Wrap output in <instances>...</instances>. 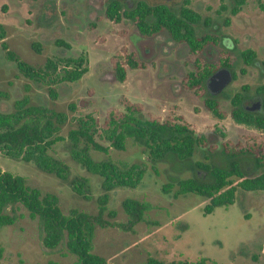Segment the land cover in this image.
Here are the masks:
<instances>
[{"label":"rangeland","instance_id":"1","mask_svg":"<svg viewBox=\"0 0 264 264\" xmlns=\"http://www.w3.org/2000/svg\"><path fill=\"white\" fill-rule=\"evenodd\" d=\"M182 1L146 0L149 4H165L175 13ZM120 2L128 9L135 0ZM106 3L107 0H0L3 41L22 61L41 67L50 58L81 56L87 68L77 81L49 86L20 75L0 46V92L5 94L0 97V112H12L14 102L27 96L31 105L68 115L69 120L59 131L64 138L75 127L76 117L92 114L101 120L108 108L121 109V96L141 103L144 115L183 116L199 133L206 135L208 144L215 147L212 153L197 150L185 161L168 157L152 165L143 147L132 139L127 140L124 151L110 148L107 155L90 151L95 161L111 160L118 166L137 163L147 167L135 189L117 187L108 192L107 211L116 212L115 222L127 219L121 206L126 198L145 201L150 206L143 221L132 232L117 227H96L93 252L114 264H143L148 257L166 262L205 258L207 264H264V191L239 190L232 205L218 207L208 215L202 213L204 199L193 195L175 198L172 193L161 191L164 183L178 178L205 177L202 170L194 166L196 161L226 165L221 153L223 139L214 133L216 128L225 133V139L233 142L243 135L263 134L254 127L234 122L230 116L221 120L214 117L202 102L204 98L215 99L222 111L229 112L231 98L239 93L243 110L264 116L263 95L256 93L257 86L264 84V0H246L236 15L230 12L233 0H191L189 7L210 20L208 27L202 21L195 24L196 36L213 34L220 39L217 45L203 48L198 57L214 63L219 53L226 50L232 62L231 68H222L206 80L202 97L181 87L183 76L194 69L197 57L185 44L174 42L165 31L149 38L142 37L126 19L118 24L108 21L104 17ZM58 40L69 44V48L57 46ZM33 43L39 44V54L32 49ZM121 47L135 53L147 66L145 69L127 68L123 83L116 81L109 61ZM246 49L255 53L250 65H245L241 57ZM49 88L54 91V99ZM69 105H73V111L68 109ZM49 155L69 167L66 180L39 170L32 162L2 154L0 169L24 177L27 185L41 192L56 195L64 213L71 209L96 213L97 198L104 194L102 179L87 173L71 160L66 139L56 143ZM249 162L244 164V170L252 175L255 171ZM75 176L88 178L90 200L85 201L72 192L70 182ZM17 215L13 225L0 231V264H77L75 256L62 246L55 250L42 247L37 220L30 219L21 205Z\"/></svg>","mask_w":264,"mask_h":264},{"label":"trees","instance_id":"2","mask_svg":"<svg viewBox=\"0 0 264 264\" xmlns=\"http://www.w3.org/2000/svg\"><path fill=\"white\" fill-rule=\"evenodd\" d=\"M37 1V0H32ZM191 0H183L178 12H173L165 4H149L146 0H135L131 8H123L120 0H107L104 17L115 24L122 19L129 20L138 34L149 38L165 31L176 43L185 44L192 55L197 56L193 62L194 69L187 72L181 87L191 90L197 97L205 93L206 80L220 69H229L232 62L229 53L222 50L214 63H208L198 57L203 48L217 45L219 37L213 34L196 36L195 24L202 23L208 27L210 20L202 18L190 8ZM232 15H236L245 5L246 0H233ZM221 10L224 7L220 6ZM228 23V20H225ZM5 33L0 27V46L7 60L14 62L20 75L24 78L46 85L60 82H74L86 72L85 60L77 58L47 59L41 67H34L22 61L10 51L3 41ZM57 46L69 48V44L56 41ZM39 54V44L31 45ZM245 65H250L255 53L246 49L241 52ZM115 79L119 83L126 80L127 68L145 69L146 64L138 59L135 53L121 47L119 53L109 59ZM50 96H56L49 88ZM256 93L263 95L264 84L257 86ZM0 97L5 94L0 92ZM242 96L236 93L231 98L232 108L229 112L219 108L217 100L204 98L203 106L214 117L225 119L230 116L234 122L254 127L261 135H243L235 142L225 139V133L216 128L214 133L220 136L221 153L226 160L224 167L196 161L194 166L201 169L205 177H185L164 183L161 191L172 193L178 198L184 195L198 196L205 200L202 213L208 215L218 207L232 205L236 193L264 191V116L247 112L240 107ZM121 109L110 107L101 120L92 114H85L74 119L75 127L70 129L66 138L59 135L69 117L65 112H57L41 105H31L24 96L13 104V111L0 112V154L4 157L32 162L39 170L53 174L60 180H66L70 174L69 167L61 160L49 155V150L58 142L66 139L69 142V156L87 173L99 176L104 194L97 198L96 213L71 209L64 213L59 199L52 193H44L27 185L24 177L0 169V231L5 226L13 225L18 217L21 205L28 212L30 219L37 220L41 232V245L46 250H55L59 246L75 256L77 264H114L93 252V237L96 227H117L125 232H132L134 227L143 221L149 204L126 198L121 206L127 215L124 222H115L116 212L107 211L108 192L117 187L135 189L143 179L146 165L133 163L118 166L111 160L95 161L90 151L104 155L110 148L124 151L128 139L143 147L146 159L153 165L168 157L185 161L193 157L197 150L212 153L214 146L208 144L206 135L199 133L196 126L186 121L183 116L159 117L143 114L141 103L132 102L126 96L119 98ZM68 109L73 111V105ZM207 160V157H203ZM251 162L254 174L244 170V164ZM249 162V163H250ZM156 171V169H154ZM71 190L85 201L90 200L88 178L75 176L70 182ZM143 264H207V259L177 260L166 262L155 257H148Z\"/></svg>","mask_w":264,"mask_h":264},{"label":"water","instance_id":"3","mask_svg":"<svg viewBox=\"0 0 264 264\" xmlns=\"http://www.w3.org/2000/svg\"><path fill=\"white\" fill-rule=\"evenodd\" d=\"M222 81L219 83L221 85Z\"/></svg>","mask_w":264,"mask_h":264}]
</instances>
